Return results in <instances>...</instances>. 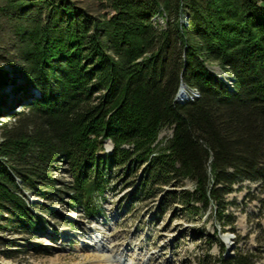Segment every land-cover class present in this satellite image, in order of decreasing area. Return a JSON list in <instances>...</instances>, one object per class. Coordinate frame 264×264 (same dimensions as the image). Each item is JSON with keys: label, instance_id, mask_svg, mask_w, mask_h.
<instances>
[{"label": "trees", "instance_id": "obj_1", "mask_svg": "<svg viewBox=\"0 0 264 264\" xmlns=\"http://www.w3.org/2000/svg\"><path fill=\"white\" fill-rule=\"evenodd\" d=\"M91 1L0 0V89L11 81L7 66L19 79L14 91H24L19 102L31 99L0 125V229L33 234L45 222L36 209L55 216L30 204L26 191L59 196L50 177L58 158L73 177L61 192L88 214L113 166L136 172L145 165L136 197H148L152 185L193 181L178 200L200 210L223 211L225 195L242 180L264 195V0ZM159 8L166 16L160 30L150 21ZM206 64L227 70L232 87ZM180 81L197 91L194 99L174 100ZM165 125L167 147L150 155ZM219 219L233 224L230 214ZM262 253L235 249L219 264H254Z\"/></svg>", "mask_w": 264, "mask_h": 264}, {"label": "rangeland", "instance_id": "obj_2", "mask_svg": "<svg viewBox=\"0 0 264 264\" xmlns=\"http://www.w3.org/2000/svg\"><path fill=\"white\" fill-rule=\"evenodd\" d=\"M80 4L96 3L80 0ZM150 21L159 30L165 28L166 16L161 8ZM180 23L187 24L185 14ZM206 67L212 73L222 75V70L231 76L216 64H206ZM5 70L11 81L0 89L3 99L0 125L11 122L13 115L26 110L25 104L31 101L26 95V102H19L23 97L18 94L24 92L14 91L19 79L9 67ZM185 89L183 102L194 99L197 91ZM32 91L39 94L36 89ZM7 103H14L9 110L4 109ZM171 134V127L163 126L150 144V155L165 149ZM102 146L104 154L111 153L109 139H104ZM144 167L136 172L114 166L105 170L106 189L95 197L94 213L88 214L81 204H74L69 191L61 192V188H66L64 184L73 182L72 170L66 160L56 159L50 177L54 189L61 190L54 191L59 196L41 199L26 191L30 204L36 201L46 205L55 211V216L44 215L36 209L45 222L33 234L0 229V264H219L220 259L232 256L235 249L257 253L264 248V195L259 193L257 184L247 180L234 184L233 190L225 195L227 205L223 211L215 212V206L200 210L199 203L187 201L186 205L184 200H178V192L195 188L194 182L187 178L181 179L180 186L177 180L160 187L152 185L148 197L132 196ZM190 204L199 209L195 211ZM228 214L233 224L223 225L219 217ZM2 240L12 243L3 244ZM25 241H29L28 246H22ZM7 249L14 251L12 254L16 257H8ZM254 264H264V253Z\"/></svg>", "mask_w": 264, "mask_h": 264}, {"label": "water", "instance_id": "obj_3", "mask_svg": "<svg viewBox=\"0 0 264 264\" xmlns=\"http://www.w3.org/2000/svg\"><path fill=\"white\" fill-rule=\"evenodd\" d=\"M224 76L222 77L220 74L218 73H214L225 85H227L229 88L232 87V83H233V77L230 75H227L224 71H220ZM186 84L183 81H180L179 86H178V90H177V94H176V100L178 102H183L184 98H186V95L184 94L185 92V88H186ZM183 92V93H181ZM195 93V92H194ZM193 95V94H192ZM181 96V98H180Z\"/></svg>", "mask_w": 264, "mask_h": 264}, {"label": "bare ground", "instance_id": "obj_4", "mask_svg": "<svg viewBox=\"0 0 264 264\" xmlns=\"http://www.w3.org/2000/svg\"><path fill=\"white\" fill-rule=\"evenodd\" d=\"M223 75V74H222ZM181 93H183V92H181ZM184 93H186V92H184ZM197 94L196 93H194V96H196ZM180 98H181V96H180Z\"/></svg>", "mask_w": 264, "mask_h": 264}]
</instances>
